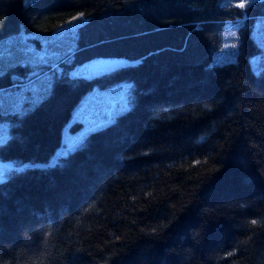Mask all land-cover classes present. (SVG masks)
<instances>
[{"label": "trees", "instance_id": "16d2710c", "mask_svg": "<svg viewBox=\"0 0 264 264\" xmlns=\"http://www.w3.org/2000/svg\"><path fill=\"white\" fill-rule=\"evenodd\" d=\"M77 14L72 49L38 73L62 74L0 141V161L37 162L0 180V264H264V65L251 68L249 26L236 60L213 62L224 23L252 22L264 0H0V39ZM96 57L137 61L70 72ZM6 64L0 89L15 83ZM120 80L130 107L48 162L81 125L82 95Z\"/></svg>", "mask_w": 264, "mask_h": 264}, {"label": "rangeland", "instance_id": "374dc122", "mask_svg": "<svg viewBox=\"0 0 264 264\" xmlns=\"http://www.w3.org/2000/svg\"><path fill=\"white\" fill-rule=\"evenodd\" d=\"M226 3L238 6L241 2L249 5L260 0H223ZM262 1V0H261ZM87 18L77 14L60 24L52 32H26L23 29L6 38L0 39V61L7 63L3 70L17 68L11 73L15 83L0 89V112L5 114L0 119V141L5 139L14 116H21L30 111L37 103L34 91L50 90L53 79L62 74L64 65H54L50 70L38 74L43 68L52 64L60 54L73 47L71 38L76 28ZM249 26V32L258 46L257 53L250 59L251 68L258 71L264 65V14L255 15L252 22L236 19L224 23L222 28V47L214 54L213 62L226 63L236 60L241 32ZM61 41V43L59 42ZM136 59L122 57H96L70 70L71 73L90 78L104 71L122 64L136 62ZM66 73L68 71H65ZM129 80H120L104 87H94L85 92L74 110V118L81 121V125L74 130L62 129V143L57 151L50 156L48 162H57L70 149L77 146L91 131L103 127L114 121L131 105V88ZM39 87V88H36ZM45 96V95H44ZM43 96V97H44ZM34 161L10 159L0 161V180L12 170L33 165Z\"/></svg>", "mask_w": 264, "mask_h": 264}, {"label": "snow or ice", "instance_id": "6c2138e0", "mask_svg": "<svg viewBox=\"0 0 264 264\" xmlns=\"http://www.w3.org/2000/svg\"><path fill=\"white\" fill-rule=\"evenodd\" d=\"M238 6H239L240 8H244L246 5H245V3L241 2ZM81 15H83V14H81ZM252 223L255 224L256 221L254 220V221H252Z\"/></svg>", "mask_w": 264, "mask_h": 264}]
</instances>
